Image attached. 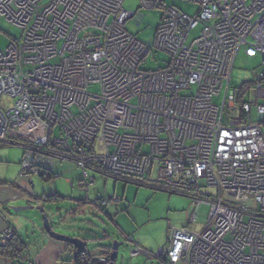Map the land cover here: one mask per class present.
<instances>
[{
    "label": "built area",
    "instance_id": "1",
    "mask_svg": "<svg viewBox=\"0 0 264 264\" xmlns=\"http://www.w3.org/2000/svg\"><path fill=\"white\" fill-rule=\"evenodd\" d=\"M43 1L0 0V16L22 31L0 51V143L25 149L21 177L56 159L75 164L83 187L93 172L130 180L156 172L157 189L194 202L191 223L210 208L201 232L172 229L159 258L264 264V0H179L199 12L164 9L151 46L126 30L136 16L127 0ZM161 1L139 0L140 8ZM246 47L261 55L260 74L232 89ZM154 52L167 64L143 71ZM4 98L13 104L3 108ZM31 119L48 127L45 140L22 136ZM57 126L60 138L51 136ZM13 236L3 233L0 244Z\"/></svg>",
    "mask_w": 264,
    "mask_h": 264
},
{
    "label": "rangeland",
    "instance_id": "2",
    "mask_svg": "<svg viewBox=\"0 0 264 264\" xmlns=\"http://www.w3.org/2000/svg\"><path fill=\"white\" fill-rule=\"evenodd\" d=\"M48 1L51 0H44L43 4ZM159 5L163 8L145 10L140 8L139 0H127L124 4L126 11L136 14L126 23V30L150 46L154 42L155 32L164 14V9L176 7L190 16L197 15L200 10L198 5L183 3L179 0H162ZM139 15L142 16L141 21L137 20ZM200 31L201 28L193 31L190 41L198 37ZM21 36L22 31L19 28L0 16V51H5L11 42L20 40ZM168 60L166 54L154 52L147 58L141 69L156 71L164 68ZM261 68V55L251 47L242 48L234 64L232 89L239 90L243 84L254 82ZM90 93L99 95L100 87L92 86ZM223 97L222 93L215 103L222 105ZM244 101H249V93ZM12 104L11 100L4 98L2 107ZM256 118V112L253 111V119ZM21 134L26 140L34 143L45 140L50 132L43 123L31 119L22 129ZM51 136L61 137L59 126L55 127ZM0 147H2L1 144ZM24 152L25 149L19 146L0 148V180L16 182L22 170V165L19 164L23 161ZM51 168L57 174V177L52 180L42 179L41 174L21 177L20 173L18 180L24 179L27 190L34 197L30 199L29 196L23 205L11 207V216L5 213L11 224H15L24 235L28 245L35 250L42 246L36 243L38 239L42 240V233H45L44 218L47 217L54 233L84 240L87 243L86 249L100 256V263L103 260L105 264H109V253L113 255L112 248L114 243L118 242L122 246L119 247L118 257L113 264H168L157 255L160 250L167 249L170 231L189 227L199 233L208 223L210 213L208 206H202L196 220L191 223L196 211L194 202L190 198L158 190L153 183L146 181L149 177L144 180L132 178L134 182H129L93 172L90 173V177L95 179L94 184L83 187L81 171L75 164L56 159L55 166ZM155 174L156 172L150 176L154 182H156ZM69 181L75 183L74 188L70 186ZM151 184L153 188L148 186ZM19 186L24 188L21 183ZM55 194L67 199L51 203L44 200L40 203L36 200V197L42 198ZM107 199H112L113 202L121 200L105 208L113 220L107 218L104 211L98 207L101 201ZM80 200L82 202H79ZM96 201L98 205L95 204ZM21 208L23 210L16 211ZM26 225L29 229H26ZM10 231L15 234L12 230ZM32 236L33 239L30 240ZM1 244L7 245V242ZM67 246L68 249H72L73 253L78 252L72 246Z\"/></svg>",
    "mask_w": 264,
    "mask_h": 264
},
{
    "label": "crops",
    "instance_id": "3",
    "mask_svg": "<svg viewBox=\"0 0 264 264\" xmlns=\"http://www.w3.org/2000/svg\"><path fill=\"white\" fill-rule=\"evenodd\" d=\"M0 144L2 145V147H0V148H7V147L13 146V145H10L7 143H2V142ZM19 165H21V162ZM52 166H55V161L50 165V167H52ZM51 170L53 171V176L57 177V174L55 173L53 168H51ZM20 173H19L18 179L20 178ZM18 179L16 180V182L0 180V235H2L6 230H12L16 235L22 237V239L27 243L26 238H24V235L17 229V226L15 224H11L9 219L5 216V213H7L9 216H11V210H12L11 207H13L14 205H23L25 199L27 200L29 196H30L29 197L30 199L34 197L27 190V188L23 182L24 179H21V180H18ZM18 181H20V182L18 183ZM146 181L151 182L153 184L156 183L152 179H150V177L147 178ZM20 183L22 184V186L25 189L22 188L21 186H19ZM79 183L81 184L80 179H79ZM69 184L71 187H73V188L75 187V183L73 181H69ZM80 184H79V187L82 189V186ZM148 186L151 187L152 184L148 185ZM49 197L50 196H48V197L45 196L42 198L36 197V200L38 202L42 203V202H44L43 201L44 199L49 198ZM86 201L88 203L92 204L91 202H89V200H86ZM97 201L95 202V204L97 203ZM70 214L71 213H69V215ZM106 217L107 218L110 217L109 219L113 220V217H111L108 212H107ZM26 229H29L28 225H26ZM27 231H29V230H27ZM42 235H43V237L41 238L42 240L40 241V239H38V242L36 243V244L42 245L41 247L37 248V250L30 247L31 245H29V247H28L27 252H28L30 260L34 264H63L60 260L63 257H66V256L69 257L67 244L56 241L45 233H42ZM32 239H33V236L30 240H32ZM0 264H12V261L7 257L0 256Z\"/></svg>",
    "mask_w": 264,
    "mask_h": 264
},
{
    "label": "trees",
    "instance_id": "4",
    "mask_svg": "<svg viewBox=\"0 0 264 264\" xmlns=\"http://www.w3.org/2000/svg\"><path fill=\"white\" fill-rule=\"evenodd\" d=\"M158 8H163L161 5ZM44 171L41 173V178L45 180H52L54 178L53 171L49 167H44ZM117 180H124L129 182H134L130 179H118ZM95 182V180H94ZM153 188V186H151ZM161 190V189H158ZM162 191V190H161ZM167 192V191H164ZM170 194H173L171 192H168ZM177 195V194H175ZM59 200H66V198L59 196L58 194L52 195L49 198L44 199L45 202L51 203V202H57ZM79 202H82L81 200ZM102 202V201H101ZM98 205V202H97ZM98 207L101 209V211H104V213L107 215V212L104 207L101 206V203L98 205ZM110 218V217H109ZM28 247L29 245L22 239V237L14 234L12 239H10L7 242V245H1L0 244V256H4L9 258L12 261V264H34L28 255ZM69 257H63L60 261L63 264H103L99 261V255L94 254L93 252H89L86 250V252L81 253H73L72 249H68ZM116 259L112 258V254L109 253V264H113V262Z\"/></svg>",
    "mask_w": 264,
    "mask_h": 264
},
{
    "label": "water",
    "instance_id": "5",
    "mask_svg": "<svg viewBox=\"0 0 264 264\" xmlns=\"http://www.w3.org/2000/svg\"><path fill=\"white\" fill-rule=\"evenodd\" d=\"M23 210L21 209H16V211H21ZM44 231L47 235H49L52 239L65 243L67 245L72 246L73 248H75L78 252L84 253L86 252V247H87V243L84 240L81 239H76V238H69V237H65L59 234L54 233L53 228L51 226V224L49 223V220L47 217L44 218ZM122 246V244L116 242L114 243L113 246V255L112 258L116 259L118 257V249L119 247Z\"/></svg>",
    "mask_w": 264,
    "mask_h": 264
},
{
    "label": "clouds",
    "instance_id": "6",
    "mask_svg": "<svg viewBox=\"0 0 264 264\" xmlns=\"http://www.w3.org/2000/svg\"><path fill=\"white\" fill-rule=\"evenodd\" d=\"M49 168H51V167H49ZM45 170V169H44ZM161 259H163L164 260V258H161ZM165 261V260H164ZM166 262V261H165Z\"/></svg>",
    "mask_w": 264,
    "mask_h": 264
}]
</instances>
